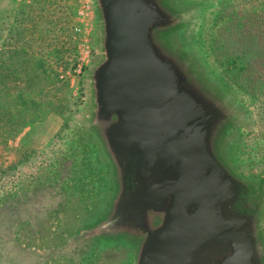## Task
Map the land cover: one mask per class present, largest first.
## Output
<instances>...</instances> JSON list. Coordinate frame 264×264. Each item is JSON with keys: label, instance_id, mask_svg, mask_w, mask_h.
<instances>
[{"label": "rangeland", "instance_id": "obj_1", "mask_svg": "<svg viewBox=\"0 0 264 264\" xmlns=\"http://www.w3.org/2000/svg\"><path fill=\"white\" fill-rule=\"evenodd\" d=\"M180 2L193 18L187 50L235 111L226 162L264 197V56L253 58L251 86L233 77L248 62L243 44L264 51V0ZM231 50L238 58L227 67ZM100 54L93 0H1L0 74L12 93L19 85L21 103L16 118L0 116V264H61L45 243L61 255L52 236L107 192L109 164L88 124Z\"/></svg>", "mask_w": 264, "mask_h": 264}, {"label": "water", "instance_id": "obj_2", "mask_svg": "<svg viewBox=\"0 0 264 264\" xmlns=\"http://www.w3.org/2000/svg\"><path fill=\"white\" fill-rule=\"evenodd\" d=\"M93 3L101 58L89 128L126 179L124 206L161 221L137 264H264L262 207L244 204L250 182L224 156L235 111L187 50L174 11L164 0Z\"/></svg>", "mask_w": 264, "mask_h": 264}, {"label": "flooded vegetation", "instance_id": "obj_3", "mask_svg": "<svg viewBox=\"0 0 264 264\" xmlns=\"http://www.w3.org/2000/svg\"><path fill=\"white\" fill-rule=\"evenodd\" d=\"M164 3L170 11H174L176 30L184 39L193 20L188 8L182 6L180 0H164ZM162 35L166 39L170 37L167 32ZM107 169L109 187L106 194L95 203L88 202L82 208L76 207L72 211L75 215L73 222L52 236L53 241L61 246V255H56L53 244L47 243L45 245L48 247L43 248L44 255L50 253L51 258L54 257L61 264H137L140 245L161 221L149 212L134 217L131 209L124 206V200L129 195L124 184L126 179L121 177L115 167L109 165ZM250 186L252 192L244 196V204L263 208L260 183L250 182ZM262 232L264 235V228Z\"/></svg>", "mask_w": 264, "mask_h": 264}, {"label": "trees", "instance_id": "obj_4", "mask_svg": "<svg viewBox=\"0 0 264 264\" xmlns=\"http://www.w3.org/2000/svg\"><path fill=\"white\" fill-rule=\"evenodd\" d=\"M245 40L249 44H254V42L250 39L248 40L247 38H245ZM218 48H221V46H219ZM261 48H263V46ZM241 50L242 51L239 53V56H242V55L245 56L248 59V62L241 64V65L238 64L236 66L238 68V73L234 74L233 77H236L239 81H244L245 83H247L248 86H251V77H252L253 71H254V68H253V66H254L253 60L254 59L253 58H256L259 61L260 58H263L264 51L262 49H259L256 52L255 48H251V47L245 48L244 44H243ZM19 52H22L21 54H26L23 51H19ZM32 56H33V54H32ZM237 56H238V52L231 50L228 52L227 57L225 55V58L222 61L227 67H231V65H236V62H237L236 59L238 58ZM1 60L2 59L0 57V62H1ZM225 60H228L229 64H227V62H225ZM2 64L3 63H0V68L2 67ZM42 67H43V64H42ZM25 70H30V69H25ZM40 71L39 72L37 71L39 78L43 74L42 72H45V70H42V72H40ZM39 78H38V80H39ZM49 79H50V77H49ZM3 81H4V76L2 73V74H0V116L8 118V119L9 118H16L17 116L20 115V113L16 114V112H17V109H19L18 107L20 104H18V103H21V100H19V101L15 100L14 101V98L16 96H18L19 85L16 88H14V91H13L14 93H12L11 87L6 85ZM40 90H42V89H40ZM28 91L29 90H27V92ZM16 99H17V97H16ZM24 99H25L24 101H26V102L28 101L27 97H25ZM7 102H9V103H7ZM42 103H45V101H43ZM13 106H14V108H13ZM10 108H12L13 110L10 111ZM0 122H1V120H0Z\"/></svg>", "mask_w": 264, "mask_h": 264}]
</instances>
